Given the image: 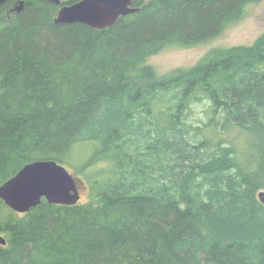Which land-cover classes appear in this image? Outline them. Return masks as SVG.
I'll use <instances>...</instances> for the list:
<instances>
[{
	"label": "trees",
	"instance_id": "16d2710c",
	"mask_svg": "<svg viewBox=\"0 0 264 264\" xmlns=\"http://www.w3.org/2000/svg\"><path fill=\"white\" fill-rule=\"evenodd\" d=\"M133 1L104 30L56 26L46 0L0 23V185L49 160L87 194L0 200V264H264V35L164 77L147 63L260 0Z\"/></svg>",
	"mask_w": 264,
	"mask_h": 264
},
{
	"label": "water",
	"instance_id": "95a60500",
	"mask_svg": "<svg viewBox=\"0 0 264 264\" xmlns=\"http://www.w3.org/2000/svg\"><path fill=\"white\" fill-rule=\"evenodd\" d=\"M7 0H0V5ZM59 4V0H49ZM132 0H81L60 8L56 26L82 24L93 30L111 27L119 18L133 14ZM264 203V192L258 193ZM44 199L50 204L75 206L80 201L75 178L62 165L49 160L29 162L0 185V200L13 212L24 213ZM0 245L5 239L0 236Z\"/></svg>",
	"mask_w": 264,
	"mask_h": 264
},
{
	"label": "rangeland",
	"instance_id": "374dc122",
	"mask_svg": "<svg viewBox=\"0 0 264 264\" xmlns=\"http://www.w3.org/2000/svg\"><path fill=\"white\" fill-rule=\"evenodd\" d=\"M5 13L0 17V23L7 20ZM264 35V0L249 4L246 7L244 18L231 26H227L220 35L207 43H202L192 48H167L148 59L159 76H166L178 68H187L197 63L201 57L211 50L229 49L233 47H251L256 40ZM79 182V180H78ZM80 203L87 201L84 184H77ZM1 246V245H0Z\"/></svg>",
	"mask_w": 264,
	"mask_h": 264
},
{
	"label": "flooded vegetation",
	"instance_id": "af4514ba",
	"mask_svg": "<svg viewBox=\"0 0 264 264\" xmlns=\"http://www.w3.org/2000/svg\"><path fill=\"white\" fill-rule=\"evenodd\" d=\"M46 1H47L48 3H50L49 0H46ZM59 1H60V3L57 4V5H56V4H52V3H50V4H52V5H54V6L56 7V15H57V12L60 10V8H62L63 6L71 5V4H73V3H77V2H79V1H81V0L76 1V2H73V3H70V4H66V2L63 1V0H59ZM7 3H11L10 6H9V7L7 8V10L5 11V15H6L7 17H9V18H7V19H11V18H13V17H16V16L19 15V14L21 13V11L23 10V7H24V0H7V1H5L3 4L0 5V8H1L2 6H4L5 4H7ZM134 4H135V3H134V1L132 0V7H133V8H137V9L139 10L140 7H139V6H135ZM138 10H137V11H138ZM137 11H136V12H137ZM136 12H135V13H136ZM56 15H55V17H56ZM128 15H130V14H128ZM54 19H55V18H54ZM117 21H118V20H117ZM117 21H116V22H117ZM116 22H115V23H116ZM115 23H114V24H115ZM81 25H82V24H81ZM84 26H85V25H84ZM112 26H113V25H112ZM112 26H111V27H112ZM86 27H87V26H86ZM88 28H89V27H88ZM92 30H93V29H92ZM33 162H34V161H33ZM20 169H21V168H20ZM20 169H19V170H20ZM19 170H18V171H19ZM18 171H17V172H18ZM17 172H16V173H17ZM16 173H15V174H16ZM69 173H70V172H69ZM15 174H14V175H15ZM14 175H13V176H14ZM71 175H72V174H71ZM13 176H12V177H13ZM10 178H11V177H10ZM10 178H9V179H10ZM7 180H8V179H7ZM3 183H4V182H3ZM77 187H78V186H77ZM42 200H44V199H42ZM42 200H41V201H42ZM45 201H46V200H45ZM2 203H3V202H2ZM40 203H41V202H40ZM78 203H80V201H78ZM3 204H4V203H3ZM39 205H40V204H39ZM39 205H37V206H39ZM37 206H36V207H37ZM36 207H35V208H36ZM8 209H9V208H8ZM33 209H34V208H33ZM30 210H31V209H30ZM30 210H29V211H30ZM29 211H28V212H29ZM12 212H13V211H12ZM28 212H27V213H28ZM14 213H16V214H25L26 212H24V213H17V212H14ZM0 236H1V235H0ZM1 237H2V236H1ZM4 239H5V238H4ZM5 245H6V240H5Z\"/></svg>",
	"mask_w": 264,
	"mask_h": 264
}]
</instances>
